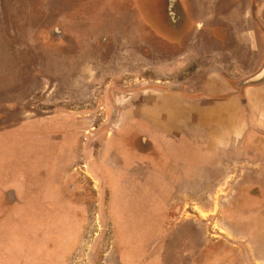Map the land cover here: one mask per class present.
<instances>
[{"label": "crops", "instance_id": "0c3cea01", "mask_svg": "<svg viewBox=\"0 0 264 264\" xmlns=\"http://www.w3.org/2000/svg\"><path fill=\"white\" fill-rule=\"evenodd\" d=\"M33 2L0 0V223L17 227L39 201L65 217L73 130L109 109L105 129L128 135L114 136L141 157L144 178L154 166L193 184V169H171L182 162L213 163L229 180L233 156L264 153V0ZM23 130L35 154L19 161Z\"/></svg>", "mask_w": 264, "mask_h": 264}, {"label": "rangeland", "instance_id": "374dc122", "mask_svg": "<svg viewBox=\"0 0 264 264\" xmlns=\"http://www.w3.org/2000/svg\"><path fill=\"white\" fill-rule=\"evenodd\" d=\"M33 4L25 0L24 6L31 11ZM6 7L12 9L13 4ZM110 118V109L104 115H88L87 129L73 130V140L80 137L81 142L72 148V178L62 180L71 198L65 217L39 201L27 205L36 210L35 218L26 207L18 212L17 227L16 220L0 223V264H264V153L259 148V157L247 162L241 160L243 153L233 156L229 180L220 177L224 172L213 163L182 162H173L171 169H193L199 176L193 184L191 179L179 185L180 179L159 178L154 166L144 180L139 177L146 170L144 163L135 178L127 174L126 163L115 159L110 143L114 135L99 124ZM28 132H18L19 161L23 153L26 158L35 154L27 149ZM135 145L143 150L138 140ZM9 158L8 164L18 161ZM113 168L127 177L116 179V188L114 179L100 174Z\"/></svg>", "mask_w": 264, "mask_h": 264}, {"label": "flooded vegetation", "instance_id": "af4514ba", "mask_svg": "<svg viewBox=\"0 0 264 264\" xmlns=\"http://www.w3.org/2000/svg\"><path fill=\"white\" fill-rule=\"evenodd\" d=\"M110 115H111V118H110V120H107L104 124H102V129H105L107 126H109L110 125V122H111V120L113 119V113H112V110H110ZM115 134L114 135H122L123 133H120V132H114ZM73 134V133H72ZM127 139H129L128 138V135H125V134H123ZM118 137V136H117ZM121 139H123V138H121ZM122 141H126V139H124V140H122ZM134 142L135 141H132V144L131 145H133L134 146ZM129 145V144H128ZM135 147V146H134ZM113 150H114V155H115V159L117 158L119 161H122V162H124V163H126V165H127V167L129 166L130 168H129V170H127L128 172H127V174L130 176H132V175H135L134 177L136 178V172L138 171H140V172H143L142 170H141V168H139V166H141V165H143V160H141V157H137V156H135L134 158H131L130 157V155H129V152H128V149H127V145H125L123 142H119L118 141V145H117V140H116V137L114 136V142H113ZM114 159V156H112V160ZM108 168H110L109 167V165H106ZM145 166V165H144ZM110 170V172H112V173H109V172H107V171H104L103 173L102 172H100V174H102V176H106L107 177V179H114L115 181H116V179L118 180V181H121V180H123L124 181V179L125 178H127L126 177V175H125V172L124 171H120L118 168H113V169H109ZM147 171H149V169L147 170ZM152 176V173L151 172H149V176ZM144 176H145V171H144V173H143V175L141 176V175H139V177H142V179H144V180H146L147 178H144ZM138 177V176H137ZM138 177V178H139ZM129 179H131V178H129ZM141 179V178H140ZM137 182H129V184L130 185H137L136 184ZM116 184H117V181L116 182H114V184H113V186H114V188H116ZM117 188H120V187H117Z\"/></svg>", "mask_w": 264, "mask_h": 264}]
</instances>
